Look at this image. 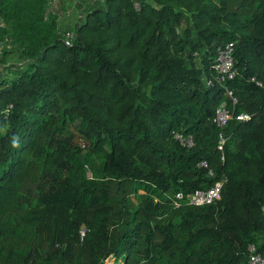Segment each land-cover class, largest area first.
<instances>
[{
  "label": "trees",
  "instance_id": "trees-1",
  "mask_svg": "<svg viewBox=\"0 0 264 264\" xmlns=\"http://www.w3.org/2000/svg\"><path fill=\"white\" fill-rule=\"evenodd\" d=\"M49 1L0 0V40L25 59L0 75V264H250L248 243L264 246V0H105L65 27ZM221 177L218 199L174 205Z\"/></svg>",
  "mask_w": 264,
  "mask_h": 264
},
{
  "label": "built area",
  "instance_id": "built-area-1",
  "mask_svg": "<svg viewBox=\"0 0 264 264\" xmlns=\"http://www.w3.org/2000/svg\"><path fill=\"white\" fill-rule=\"evenodd\" d=\"M83 1V2H82ZM80 0L81 3H90L93 6L103 5L105 0ZM139 0H134V4L137 6ZM83 13L80 15L79 19L82 17ZM72 36L70 31L66 32V42L68 43V39ZM10 42L7 39L0 40V51L3 48H8ZM234 51V43L233 41H228L224 45L219 46L217 49V53L215 56L214 62V70L216 72V77L221 85H225L227 79L232 78L236 72L235 68V59L233 55ZM207 83L211 84V80L208 79ZM227 94H230V91H227ZM238 118H246V113H241L237 116ZM231 118V114L225 106L224 102H221L215 109L214 120L217 126L220 128L217 138V148L222 150L223 144L225 141V132L224 128L227 125L229 119ZM174 138L180 141L182 144L190 146L193 144V139L191 135L184 134L182 131L175 130L173 132ZM199 166H207V161L202 159L198 162ZM207 175H214L212 169H209ZM225 180L224 177L219 178L213 184L207 187L196 188L194 191L187 193L184 195L182 192L178 191L172 194V199L174 205H178L180 201L184 198L189 203L193 204H205L210 203L220 196V190L222 182ZM80 233H84V228L80 229ZM248 248V261L250 264H264V246L260 247L254 242H249L247 245ZM113 258L108 256L104 260V264H112Z\"/></svg>",
  "mask_w": 264,
  "mask_h": 264
},
{
  "label": "rangeland",
  "instance_id": "rangeland-1",
  "mask_svg": "<svg viewBox=\"0 0 264 264\" xmlns=\"http://www.w3.org/2000/svg\"><path fill=\"white\" fill-rule=\"evenodd\" d=\"M59 1V0H58ZM73 0H61V2H57V0H50L49 3L47 4V12L48 13H57V11L60 12V18H59V26L60 27H65L69 21L70 16L66 13V10L69 9V14H73L75 16H72L73 18L71 19V23H74L77 21V13L80 10H85L86 8L90 7L89 3H75L73 2ZM58 14V13H57ZM79 18V17H78ZM9 41L8 38H5ZM10 46V45H9ZM12 48H15V53L14 55L11 57V59H17L16 57H20L18 58V60L20 59L21 62H15L14 65H16V67L18 65H20L21 63H24V59H22L19 54L20 50L17 47H13V45L11 44ZM19 60V61H20ZM65 136L68 140H70L71 142L78 144L80 146H82L84 144V138L79 135L71 125H68L66 130H65ZM263 234H257V237L259 239V241L263 240Z\"/></svg>",
  "mask_w": 264,
  "mask_h": 264
},
{
  "label": "crops",
  "instance_id": "crops-1",
  "mask_svg": "<svg viewBox=\"0 0 264 264\" xmlns=\"http://www.w3.org/2000/svg\"><path fill=\"white\" fill-rule=\"evenodd\" d=\"M70 1V0H69ZM80 0H73V2H75V3H77V2H79ZM82 1V0H81ZM57 2H61V0H57ZM72 2V3H73ZM83 2V1H82ZM80 3V2H79ZM88 3V2H87ZM90 4V3H89ZM90 7H92V5L90 4ZM87 9V8H86ZM84 12V10H80V11H78V13H77V20L79 19L78 17H80V15L82 14ZM57 13H58V15L60 16V12L59 11H57ZM66 13L70 16V18H73L72 16H75V15H73V14H69V9H67L66 10ZM58 18H60V17H58ZM69 18V21L70 22H68V24H70L71 23V19ZM77 22V21H76ZM76 22H74V23H76ZM9 48H11V44H10V46H9ZM14 53H15V50L13 51V52H11L7 57H6V60H5V62H3V63H0V75H6L7 73H8V71L10 70V69H15L16 68V65H14V63L15 62H21V60L19 61L18 60V58H20V57H16L17 59L15 60V59H11V57L14 55ZM20 56H22L21 54H19ZM22 59H24V57L22 56L21 57ZM25 60V59H24ZM22 64V63H21ZM20 64V65H21ZM19 66V65H18Z\"/></svg>",
  "mask_w": 264,
  "mask_h": 264
}]
</instances>
